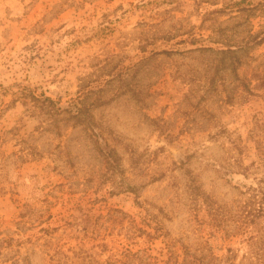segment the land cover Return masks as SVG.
<instances>
[{
    "label": "rangeland",
    "instance_id": "obj_1",
    "mask_svg": "<svg viewBox=\"0 0 264 264\" xmlns=\"http://www.w3.org/2000/svg\"><path fill=\"white\" fill-rule=\"evenodd\" d=\"M263 72L264 0H0V264H264Z\"/></svg>",
    "mask_w": 264,
    "mask_h": 264
},
{
    "label": "trees",
    "instance_id": "obj_2",
    "mask_svg": "<svg viewBox=\"0 0 264 264\" xmlns=\"http://www.w3.org/2000/svg\"><path fill=\"white\" fill-rule=\"evenodd\" d=\"M243 47H233L228 46L226 50H221V54H229L228 57L234 66L241 65L242 55L239 54V50H242ZM263 80H264V72H263ZM31 99L35 102L54 104L50 98L45 97L43 94L38 95H31ZM74 103V102H72ZM76 104V101L72 106ZM77 115V113H76ZM77 117V116H76ZM79 118V117H78ZM77 118V119H78ZM262 153L258 155V161L252 163L248 167L244 168L245 177L250 176L251 182L248 186V189L252 192L251 193V201L257 206V208L253 209L254 214L257 215H264V160L262 157ZM254 184V186H253ZM214 259V258H213ZM198 260H194V258L187 259L186 264H198Z\"/></svg>",
    "mask_w": 264,
    "mask_h": 264
}]
</instances>
